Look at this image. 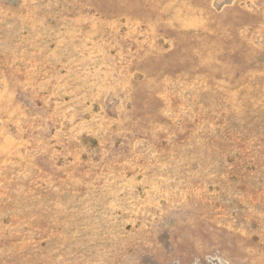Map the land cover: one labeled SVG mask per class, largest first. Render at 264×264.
<instances>
[{
	"label": "rangeland",
	"instance_id": "obj_1",
	"mask_svg": "<svg viewBox=\"0 0 264 264\" xmlns=\"http://www.w3.org/2000/svg\"><path fill=\"white\" fill-rule=\"evenodd\" d=\"M0 264H264V0H0Z\"/></svg>",
	"mask_w": 264,
	"mask_h": 264
}]
</instances>
